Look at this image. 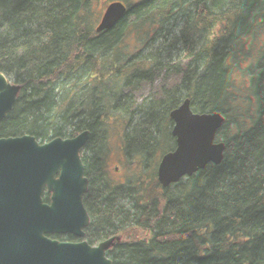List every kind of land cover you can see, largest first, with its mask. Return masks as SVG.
Masks as SVG:
<instances>
[{
	"label": "trees",
	"instance_id": "obj_1",
	"mask_svg": "<svg viewBox=\"0 0 264 264\" xmlns=\"http://www.w3.org/2000/svg\"><path fill=\"white\" fill-rule=\"evenodd\" d=\"M29 0H0V154L24 147L32 131L18 91L28 75L20 13ZM137 27L149 33L158 58L182 61L189 119L171 181L177 231L196 264H264V0H140ZM121 20L68 40L76 70L52 96L47 140L49 192L62 252L53 264H89L100 197L93 165L107 170L142 144L154 103L129 99L131 83L116 80L103 59L125 33ZM109 168V169H108ZM258 224L252 239L250 223ZM0 183V264H31L27 238L8 233Z\"/></svg>",
	"mask_w": 264,
	"mask_h": 264
},
{
	"label": "water",
	"instance_id": "obj_2",
	"mask_svg": "<svg viewBox=\"0 0 264 264\" xmlns=\"http://www.w3.org/2000/svg\"><path fill=\"white\" fill-rule=\"evenodd\" d=\"M140 0H29L20 13L28 75L18 91L32 131L22 148L0 154V183L8 203V233L27 238L31 264H53L64 246L49 192L47 140L54 90L76 70L68 40L76 18L77 43L90 30L103 31L121 20L125 33L103 52L118 82L131 83L129 99L154 103V114L142 144L131 155L93 165L100 192L93 212L97 235L87 246L89 264H196L194 254L177 231L171 181L180 160L179 136L189 119L183 92L182 61L172 57L150 69L158 58L148 32L137 27Z\"/></svg>",
	"mask_w": 264,
	"mask_h": 264
},
{
	"label": "rangeland",
	"instance_id": "obj_3",
	"mask_svg": "<svg viewBox=\"0 0 264 264\" xmlns=\"http://www.w3.org/2000/svg\"><path fill=\"white\" fill-rule=\"evenodd\" d=\"M109 169V168H108ZM258 227V224L256 223H250V225L246 229V237L248 239H252L254 237V233Z\"/></svg>",
	"mask_w": 264,
	"mask_h": 264
},
{
	"label": "bare ground",
	"instance_id": "obj_4",
	"mask_svg": "<svg viewBox=\"0 0 264 264\" xmlns=\"http://www.w3.org/2000/svg\"><path fill=\"white\" fill-rule=\"evenodd\" d=\"M151 122V121H150Z\"/></svg>",
	"mask_w": 264,
	"mask_h": 264
}]
</instances>
